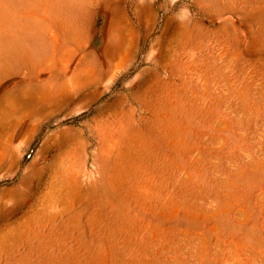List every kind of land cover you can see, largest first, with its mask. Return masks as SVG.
<instances>
[{
    "label": "rangeland",
    "instance_id": "obj_1",
    "mask_svg": "<svg viewBox=\"0 0 264 264\" xmlns=\"http://www.w3.org/2000/svg\"><path fill=\"white\" fill-rule=\"evenodd\" d=\"M0 264H264V0H0Z\"/></svg>",
    "mask_w": 264,
    "mask_h": 264
}]
</instances>
